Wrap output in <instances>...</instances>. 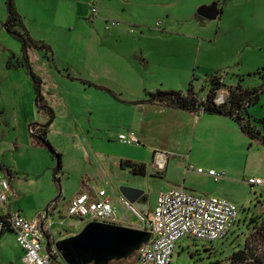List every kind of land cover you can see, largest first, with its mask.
Here are the masks:
<instances>
[{"label": "rangeland", "instance_id": "rangeland-1", "mask_svg": "<svg viewBox=\"0 0 264 264\" xmlns=\"http://www.w3.org/2000/svg\"><path fill=\"white\" fill-rule=\"evenodd\" d=\"M76 1L12 0L22 26L13 27L14 36L0 26V82L4 77L17 81L13 91L4 81L0 92V164L10 173H4L8 209L24 218L48 209L56 243L86 225L66 214L82 184L111 190L118 199L122 184L135 183L148 213L160 192L181 188L230 202L238 210V223L222 241L181 239L171 264L229 258L264 219V147L222 117L196 115L193 120L182 114L174 121L137 105L157 91L185 95L190 86L204 101L214 74L226 87L235 86L238 77L243 86L257 87L258 79L250 75L264 66V0H218L221 15L215 21L196 16L197 8L211 0H109L95 5L94 23L75 15ZM0 9L5 24V0ZM103 14L108 25L99 22ZM112 22L118 25L111 27ZM140 50L150 66L142 62ZM39 96L52 117L39 111ZM248 112L252 121L263 122L255 125L264 135V94ZM47 124L52 152L33 138L37 127ZM142 127L146 135L139 144L118 141L130 132L141 135ZM157 153L166 156L162 171L151 168ZM124 159L143 163L145 175L133 179L122 171ZM210 170L225 177L215 182L207 176ZM256 179L262 183L248 184ZM124 215L122 226L142 227L131 213ZM256 217L257 224H251ZM18 255L15 236L5 233L0 264H21ZM119 264L139 263L134 256Z\"/></svg>", "mask_w": 264, "mask_h": 264}, {"label": "built area", "instance_id": "built-area-1", "mask_svg": "<svg viewBox=\"0 0 264 264\" xmlns=\"http://www.w3.org/2000/svg\"><path fill=\"white\" fill-rule=\"evenodd\" d=\"M96 14L97 8L93 4L87 21L92 23ZM109 25L113 27L118 23L112 22ZM224 100L225 92L219 91L214 103L219 106ZM118 141L125 145L139 144L138 138L132 132L120 135ZM165 159L163 154H155L153 168L157 171L164 170ZM197 173L203 172L197 170ZM207 176L215 182L225 177L224 173L213 170L208 171ZM261 183L257 179L248 181L249 185ZM9 196L8 183L0 173V237L6 232L15 236L23 253V264H66L53 245L46 247L52 227L49 215L27 220L17 213H8L5 207ZM125 212L131 213L142 224L140 230L151 234L150 240L136 254L139 264H171L176 244L181 239L191 238L208 243L222 241L238 223V210L230 202L216 197L195 195L181 188L160 192L151 213L139 212L123 197L115 198L111 190L110 194L106 190L81 193L66 206L68 217L84 220L86 224L97 222L119 226L127 222Z\"/></svg>", "mask_w": 264, "mask_h": 264}, {"label": "trees", "instance_id": "trees-1", "mask_svg": "<svg viewBox=\"0 0 264 264\" xmlns=\"http://www.w3.org/2000/svg\"><path fill=\"white\" fill-rule=\"evenodd\" d=\"M5 4L7 8V17L4 27L9 35L14 36L12 32L13 27L22 26V20L15 11L12 0H5ZM27 41L35 47L38 45L30 40ZM24 59L26 60V58ZM250 76H254L258 79L259 85L257 87L243 86L240 77L237 78L238 83L235 86L226 87L221 82L220 75L214 74L208 78L209 90L204 101L198 99L190 86V89L185 95L174 91H157L154 94H149V99L146 103L161 105L171 110L193 115L202 113L204 115L228 118L237 125L239 131L250 141H255L264 147V135L261 129L255 125L256 122H263L255 119L252 121L248 112V109L254 106L259 101L260 96L264 94V66L256 70ZM219 91L225 92V100L222 105L217 106L214 103V100ZM37 106L40 112L47 113L52 117V112L43 106L40 96L37 97ZM48 128L49 124L37 127L36 131L33 133V138L38 144L45 146L50 152H52V148L47 142ZM56 158L59 170L60 156L56 155ZM119 166L121 170H128L135 176L142 177L145 175V167L142 164L137 165L129 161H121ZM257 220V217L251 218L250 223L253 225L257 224ZM255 229V235H252L246 240L243 247L233 252L229 258L225 260L210 261L208 264H264V219L259 227ZM51 243L52 242H50V244ZM119 263L125 262L121 261L112 264Z\"/></svg>", "mask_w": 264, "mask_h": 264}, {"label": "water", "instance_id": "water-1", "mask_svg": "<svg viewBox=\"0 0 264 264\" xmlns=\"http://www.w3.org/2000/svg\"><path fill=\"white\" fill-rule=\"evenodd\" d=\"M196 15L215 21L219 16L217 2L200 6ZM118 191L139 212L145 213L146 198L141 191L126 186H120ZM150 238L151 234L144 230L92 222L77 235L58 241L53 247L66 264H112L132 259Z\"/></svg>", "mask_w": 264, "mask_h": 264}, {"label": "crops", "instance_id": "crops-1", "mask_svg": "<svg viewBox=\"0 0 264 264\" xmlns=\"http://www.w3.org/2000/svg\"><path fill=\"white\" fill-rule=\"evenodd\" d=\"M2 1L3 0H0V6H1V3H2ZM99 1V2H98ZM116 1V0H115ZM212 1H214V2H217V7H218V10H219V4H220V1H216V0H211L210 2H212ZM107 2H109V0H105V1H100V0H78V2L76 1V4H75V15L76 16H80V17H83V16H85L86 17V20H87V18L89 17V15H90V7L94 4V5H100V6H102L103 5V3H107ZM118 2V1H117ZM209 3V2H208ZM208 3H205L206 5H209ZM213 3V2H212ZM128 7H130V6H134V3L132 2L131 4L129 3V4H126ZM203 6V5H202ZM103 7H105L107 10H110V4H104V6ZM83 8H85V10L83 9ZM1 10V9H0ZM83 10H84V13H83ZM107 14V13H106ZM104 15L105 14H103L102 16H103V18L102 17H99V22L100 21H102L103 23H105L106 24V22L109 20V19H107V18H104ZM221 15V12H219V16ZM197 16V15H196ZM218 16V17H219ZM84 17V18H85ZM125 19V18H124ZM218 19V18H217ZM5 20V17H2V13H0V26H1V28L2 27H4V23H3V21ZM125 20H128V21H131V22H136L135 20H132V19H125ZM95 21V20H94ZM94 21L92 22V23H94ZM107 25V24H106ZM134 27H136V26H134ZM137 28V27H136ZM117 31V33H123L122 32V30H116ZM132 32H133V30H132ZM113 34V33H112ZM173 33H171V34H169V35H172ZM141 35V34H140ZM157 40H160L159 38H157ZM140 57L142 58V62L146 65V66H150V60H149V57H148V55H146L144 52H142L141 50H140ZM4 81H8L9 82V84H8V88L11 90V91H13V90H15V87L17 86V81L16 80H11V78L10 77H7V78H3V80L0 82V92L2 91V85H3V83H4ZM137 107H143L144 108V111L145 110H147V111H156V112H158V113H162V114H164V113H167L168 115H170L171 116V119L172 120H174V121H176L177 119L178 120H181V115L182 114H186L189 118L190 117H192V119L193 120H196V115H193V114H189V113H185V112H181V111H176V110H171V109H168V108H165V107H163V106H161V105H156V104H149V103H145V104H142V105H137ZM198 115H200V116H202V115H204V114H202V113H199ZM198 115H197V117H198ZM207 116H210V115H207ZM212 117H219V116H212ZM222 119H228V118H224V117H222ZM229 121H231L230 119H228ZM144 125V124H143ZM140 128V127H139ZM141 131H142V133H141V135H138L136 132H132V133H134L135 135H136V137L138 138V140H140V138L141 139H143L144 138V136L143 135H146V130H145V127H142L141 128ZM145 133V134H144ZM153 160V159H152ZM122 161H129V162H131V163H134V164H137V165H144L143 163H141V162H137V161H133V160H131V159H124V160H122ZM121 162V161H120ZM120 164V163H119ZM120 167V166H119ZM144 167H145V165H144ZM151 168L153 169V166H152V163H151ZM146 169V168H145ZM122 171H127L130 175H132V178L133 179H137V178H139V176H135V175H133V174H131L128 170H122ZM0 173L3 175V177H4V173H5V175H10V173H9V171L2 165V164H0ZM5 178V177H4ZM258 180V179H257ZM121 186H126V187H129V188H134V189H137L136 188V185H135V183H129V184H127V183H124V184H122ZM92 190H94V189H90L89 187H86V185H84V184H82V186H81V188L79 189V191L70 199V201L75 197V196H77V195H79V194H81V193H90V192H92ZM144 198H145V196H144ZM69 201V202H70ZM52 204V203H51ZM145 205H146V213H148L149 211H148V206H147V201H146V203H145ZM50 206V205H49ZM5 210H6V212H8V213H12L9 209H8V202H7V204H6V207H5ZM48 210V209H47ZM48 212V211H47ZM14 213V212H13ZM42 215V213H39V214H36L34 217H32V218H25V219H27V220H32V219H34L36 216H41ZM24 218V217H23ZM119 226H121V227H126V228H129L128 226H122L121 224L119 225ZM137 229H140V228H137ZM4 235V234H3ZM2 235V236H3ZM1 236V237H2ZM0 237V238H1ZM50 242H52L51 244H50ZM52 244H54V242H53V239H52V236H50V238H48V241H47V244H46V247L48 248V247H51L52 246ZM22 255H23V253H22ZM22 255L20 256V255H18V261H19V263H21V264H23V262H22Z\"/></svg>", "mask_w": 264, "mask_h": 264}, {"label": "flooded vegetation", "instance_id": "flooded-vegetation-1", "mask_svg": "<svg viewBox=\"0 0 264 264\" xmlns=\"http://www.w3.org/2000/svg\"><path fill=\"white\" fill-rule=\"evenodd\" d=\"M218 5V4H217ZM217 9H218V7H217Z\"/></svg>", "mask_w": 264, "mask_h": 264}]
</instances>
